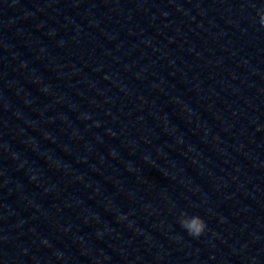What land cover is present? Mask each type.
I'll return each instance as SVG.
<instances>
[{
	"label": "clouds",
	"instance_id": "obj_1",
	"mask_svg": "<svg viewBox=\"0 0 264 264\" xmlns=\"http://www.w3.org/2000/svg\"><path fill=\"white\" fill-rule=\"evenodd\" d=\"M257 15L260 25L264 26V9L258 10ZM179 223L189 236L196 238L200 237L207 228L206 222L198 215L188 216L182 213Z\"/></svg>",
	"mask_w": 264,
	"mask_h": 264
}]
</instances>
